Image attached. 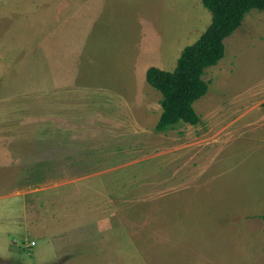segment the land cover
<instances>
[{"label": "rangeland", "instance_id": "rangeland-1", "mask_svg": "<svg viewBox=\"0 0 264 264\" xmlns=\"http://www.w3.org/2000/svg\"><path fill=\"white\" fill-rule=\"evenodd\" d=\"M211 22L202 0H0V264H264V12L206 71L200 124L155 130L146 72Z\"/></svg>", "mask_w": 264, "mask_h": 264}, {"label": "trees", "instance_id": "trees-1", "mask_svg": "<svg viewBox=\"0 0 264 264\" xmlns=\"http://www.w3.org/2000/svg\"><path fill=\"white\" fill-rule=\"evenodd\" d=\"M202 4L212 14V22L193 45L183 50L175 70L151 67L146 72L147 83L162 96L157 133L182 124H200L194 105L209 92L206 71L225 58L226 40L241 28L246 17L252 11L264 12V0H202Z\"/></svg>", "mask_w": 264, "mask_h": 264}, {"label": "built area", "instance_id": "built-area-1", "mask_svg": "<svg viewBox=\"0 0 264 264\" xmlns=\"http://www.w3.org/2000/svg\"><path fill=\"white\" fill-rule=\"evenodd\" d=\"M32 245L34 246V243Z\"/></svg>", "mask_w": 264, "mask_h": 264}, {"label": "crops", "instance_id": "crops-1", "mask_svg": "<svg viewBox=\"0 0 264 264\" xmlns=\"http://www.w3.org/2000/svg\"><path fill=\"white\" fill-rule=\"evenodd\" d=\"M131 13V12H130ZM160 69V68H159ZM161 117V116H160Z\"/></svg>", "mask_w": 264, "mask_h": 264}]
</instances>
